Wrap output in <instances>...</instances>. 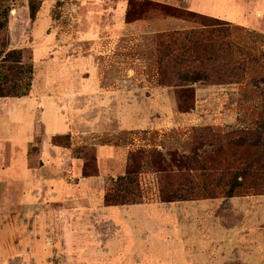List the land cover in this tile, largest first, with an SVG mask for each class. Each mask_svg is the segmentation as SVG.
I'll use <instances>...</instances> for the list:
<instances>
[{"label": "rangeland", "instance_id": "rangeland-1", "mask_svg": "<svg viewBox=\"0 0 264 264\" xmlns=\"http://www.w3.org/2000/svg\"><path fill=\"white\" fill-rule=\"evenodd\" d=\"M29 2L15 3L9 46L27 47L35 67L32 89L27 96L0 98V264H264V195L104 204L131 151L156 147L168 160L171 153L187 155L196 127L226 133L247 128L261 101L248 83L197 82L191 85L194 108L181 112L176 88L159 81L156 34L198 25L142 5L228 21L235 40L259 56L257 72L264 69V0H137L138 10L155 16L128 23L129 30L118 27L119 37L101 42L90 61L74 40L84 32L114 34L111 27L127 23L128 0H41L34 21ZM58 85L70 88L60 96ZM80 88L86 96L77 97ZM86 116L89 122L78 121ZM73 129H79L74 139ZM64 133L71 134L73 146L94 148L100 173L91 181L81 182L84 160L74 159L71 149L53 154L55 175L37 172L44 164L41 150L31 166L35 138L41 148L43 143L56 151L51 138ZM144 169L143 179L154 176Z\"/></svg>", "mask_w": 264, "mask_h": 264}, {"label": "trees", "instance_id": "trees-1", "mask_svg": "<svg viewBox=\"0 0 264 264\" xmlns=\"http://www.w3.org/2000/svg\"><path fill=\"white\" fill-rule=\"evenodd\" d=\"M16 1L0 0V98L29 95L35 77V67L26 49L9 46L10 18ZM137 4V0H128L127 23L155 16L149 9L138 10L141 6ZM142 6L155 8L152 10L158 15L189 19L198 25L156 34L159 81L176 88V102L181 112L194 108L195 90L191 85L197 82L248 83L251 89L257 87L252 94L261 101L255 104L251 125L247 128L226 133L211 125L196 127L193 146L187 155L171 153L172 160H168L156 147L131 151L125 173L118 176L115 187L106 192L104 204L124 206L228 199L250 192L264 195V69L253 70V63L260 61L259 56L254 51L248 52L235 40L234 28L222 18L159 3ZM29 7L34 21L41 0H30ZM260 58L264 59V50ZM35 141L38 144H34ZM34 142L28 151L33 167L34 158L41 150V138L36 137ZM51 143L71 149L75 157L84 160L83 177L100 173L92 146H73L70 133L52 136ZM144 168H149L154 176L143 179Z\"/></svg>", "mask_w": 264, "mask_h": 264}, {"label": "crops", "instance_id": "crops-1", "mask_svg": "<svg viewBox=\"0 0 264 264\" xmlns=\"http://www.w3.org/2000/svg\"><path fill=\"white\" fill-rule=\"evenodd\" d=\"M15 11H17L16 9H15ZM15 16V15H14ZM118 27H120V29L122 28V29H127V30H129V29H131V28H129L130 27V24H128V23H124V24H122V25H117V24H115L114 25V27H111L110 29H112V30H114V34H112V35H106V36H101V35H99V33H96V34H91V33H89V34H86L87 32H84V35H81L80 36V38H76L74 41L75 42H73L74 43V46L73 47H76V45H79V46H81V44H83V46H85L84 48H83V51H85L86 50V54H88V55H85L84 56V58L85 59H90L91 57H93V55H94V53H92V51L94 50V49H97V46L101 43V42H107V39L106 38H108V39H117L119 36L117 35V34H119L121 31L119 30V28ZM132 31V30H131ZM261 32H263V34H264V31H261ZM87 45V46H86ZM11 46L12 47H14L12 44H11ZM21 48H27V47H21ZM262 48L264 49V43H263V45H262ZM90 61V60H89ZM88 61V62H89ZM90 64V63H89ZM91 67V66H90ZM59 73L60 72H58V75H59ZM61 74V73H60ZM59 80H60V78H59ZM70 82V81H69ZM91 86V85H90ZM58 88L57 89H59L60 90V93H58V95H63L64 94V90H65V88H70L69 86H62V85H58L57 86ZM78 90H80L79 91V94L77 95V97H81V96H86L87 94H86V90H84L83 88H80V89H78ZM88 91V95L89 96H92V95H94L93 93H94V90H93V88L92 87H90V89L89 90H87ZM69 95H67V96H70V97H74V96H76V95H71L70 93H68ZM54 97V96H53ZM41 104V103H40ZM85 106V105H84ZM82 107H83V105H82ZM74 114H75V112H74ZM86 119H84L83 121H81V120H78L79 122H89V119L88 118H90L89 116H86L85 117ZM77 118H75V115L74 116H72V120H76ZM73 121V122H74ZM80 130H86V129H80ZM77 131H79V129H73V130H70L69 132H71L72 133V135H73V139H74V137H75V134L77 133ZM84 132V131H83ZM94 145H96V147L98 148V147H103V146H101L100 144H94ZM54 147H56V151H54V150H52V148H45L44 147V145H43V143H42V148H41V160L44 162V164H42L40 167H37V169L36 168H34V169H36L37 170V172H39L40 173V175L41 176H44V175H42V174H44L43 172H49L50 171V175H45L46 177H49V176H52V175H55L56 173H55V171H57L58 169L57 168H55V166L54 165H52V162L51 161H54V159L56 158L53 154H57V152L61 149V147H57V146H54ZM49 150L52 152V153H50L49 152ZM54 156V157H53ZM28 157V156H27ZM74 159H77L76 157H73ZM71 159H72V156H71ZM79 159V158H78ZM28 163H29V161H28ZM32 168V167H31ZM44 176V177H45ZM82 180H81V182H86V181H91V179H92V177H90V178H85V177H83V178H81ZM252 197H254L253 198V201H257L256 199L258 198V197H261V196H252ZM252 197H250V196H247V197H245V198H243V199H246V200H248V199H250L251 200V198ZM150 203V202H149ZM146 204V203H145ZM3 262H6L5 260H3Z\"/></svg>", "mask_w": 264, "mask_h": 264}]
</instances>
